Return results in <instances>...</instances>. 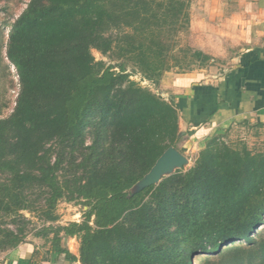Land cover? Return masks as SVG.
<instances>
[{
  "label": "trees",
  "instance_id": "16d2710c",
  "mask_svg": "<svg viewBox=\"0 0 264 264\" xmlns=\"http://www.w3.org/2000/svg\"><path fill=\"white\" fill-rule=\"evenodd\" d=\"M190 7V0H30L15 18L6 56L20 91L0 117V252L27 242L22 210L39 208L50 223L36 235L51 248L76 237L81 264H196L199 253L217 256L199 264H264V151L217 134L189 168L132 190L185 139L175 102L133 73L158 85L174 67L212 58L176 50ZM64 195L85 199L83 221L55 224ZM5 217L19 227L2 226ZM39 255L29 264L47 258Z\"/></svg>",
  "mask_w": 264,
  "mask_h": 264
},
{
  "label": "crops",
  "instance_id": "0c3cea01",
  "mask_svg": "<svg viewBox=\"0 0 264 264\" xmlns=\"http://www.w3.org/2000/svg\"><path fill=\"white\" fill-rule=\"evenodd\" d=\"M198 13L199 24L191 11L189 27L193 32L204 35V40L194 44L198 48L209 45V33L216 31L219 25H227L219 24L217 20L224 17L228 20L229 15H237L233 31L241 27L245 36L243 40H238L243 49L236 64L221 77L201 81L197 80L200 79L197 76L202 74L200 72L176 74L171 99L179 109L180 129L185 134L177 149L188 158L191 157L190 149H196L192 155V158H196L214 135L244 130L250 126L260 128L256 134L264 131V0H207ZM75 239L63 240V250L62 246L49 247L46 252L35 243L26 242L0 252V264H29L35 250L40 251L38 258L47 257L39 264H81L79 246L73 248L71 244ZM67 251L77 259L70 260Z\"/></svg>",
  "mask_w": 264,
  "mask_h": 264
},
{
  "label": "rangeland",
  "instance_id": "374dc122",
  "mask_svg": "<svg viewBox=\"0 0 264 264\" xmlns=\"http://www.w3.org/2000/svg\"><path fill=\"white\" fill-rule=\"evenodd\" d=\"M29 1L30 0H0V41L2 42L0 49V117L7 116L13 111L20 91V82L17 70L15 66L10 63L6 56V43L11 30V24L15 18L27 7ZM190 2V16L192 11V14L194 13L196 15L197 20H195V22L199 24V17L197 18V14H199L198 12L201 10V8H203V5L207 3V0H190ZM226 20V17H224L222 20H217L219 24L222 22L224 24L226 23L227 25H222L223 27L219 25L218 28L221 29V31L217 28L216 31L213 30L211 33H209L207 40L210 41V43L203 49L198 48L194 44L201 42L202 39L204 40V35H199V33L193 32L190 28L183 30L175 39L178 43L176 50H179L180 48H186L188 46L194 49H201L206 53L208 52L207 50H209L210 53L208 54H210L212 58L205 65L194 64L190 70L185 67H174L164 74L161 83L158 85L152 83L151 81L142 79L140 74L133 73L132 78L141 82L144 86H148L149 88L153 89L156 93L165 97L167 100H172L171 94L173 93V90H175V88L172 86L175 83V78L177 76L176 74H190L191 72H200L204 75L201 74V76H197V78H200L197 80L201 81L221 77L236 64L237 57L243 49V46L238 44H241V41L239 42L238 40H243V36H245L243 29L241 30V27H238L236 31H233L235 30V24L237 22V15H229L227 22ZM93 53L97 59L105 60L108 64L112 63L111 59L108 56L103 55L99 50L93 49ZM128 69L132 70L131 67ZM176 89L178 88L176 87ZM259 130V127L257 128L256 126H250L245 127L244 130L240 129L239 131L225 133L223 137L232 145H237L244 141L253 151H264V131L260 134H256L259 132ZM91 141L92 135H89L86 143L90 144ZM194 150H189V155L191 157L188 158L189 162L184 167H182L183 169H187L194 164L195 157L192 158V155L195 152ZM63 172H65L64 168ZM61 174L62 171L60 172V177L62 178ZM164 176H167V174ZM88 208L89 207L86 205L85 199L71 198L69 195H64L58 201L55 209V212L58 215V220L55 224L65 225L72 221L81 222L83 221L84 213ZM41 212L42 211L39 208L33 210H22V213L25 214V216L30 220V222L27 223L25 229L27 234L26 241L35 243L36 246H39L41 250H43V252H46L47 248L50 247V241L47 243L44 237H39L36 235L40 229L50 223L42 217ZM1 221L4 222L2 226H9L14 230H16L20 224L19 221L17 224L13 223L9 217H5ZM70 238L71 237L65 239V242H67ZM71 244L73 248H75L77 245H80L78 239L71 241ZM241 244L245 245L246 243L245 241H242ZM207 257L217 258L216 254L199 253L194 255L196 264L203 262V260Z\"/></svg>",
  "mask_w": 264,
  "mask_h": 264
},
{
  "label": "water",
  "instance_id": "95a60500",
  "mask_svg": "<svg viewBox=\"0 0 264 264\" xmlns=\"http://www.w3.org/2000/svg\"><path fill=\"white\" fill-rule=\"evenodd\" d=\"M189 162L188 157L175 146H170L157 160L150 172L141 179L134 187L133 191H138L145 186L158 183L164 175H169L184 167Z\"/></svg>",
  "mask_w": 264,
  "mask_h": 264
}]
</instances>
